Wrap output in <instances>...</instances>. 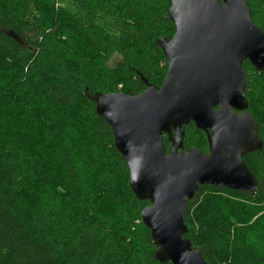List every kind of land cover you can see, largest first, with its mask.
Returning a JSON list of instances; mask_svg holds the SVG:
<instances>
[{"label":"trees","instance_id":"obj_1","mask_svg":"<svg viewBox=\"0 0 264 264\" xmlns=\"http://www.w3.org/2000/svg\"><path fill=\"white\" fill-rule=\"evenodd\" d=\"M246 1L264 31V0ZM170 6L171 0H0V112L17 117L0 122V264H172L155 258L141 218L150 202L133 193L112 128L92 99L163 85L168 64L157 40L176 32ZM114 52L120 59L109 66ZM243 68L248 111L263 141L244 161L259 187L251 195L205 184L189 201L185 236L210 264H264V252L242 227L254 225V237L264 236V71L248 60ZM7 100L31 113L18 115ZM183 131L184 149L209 150L193 122ZM163 140L168 151L167 134Z\"/></svg>","mask_w":264,"mask_h":264},{"label":"water","instance_id":"obj_2","mask_svg":"<svg viewBox=\"0 0 264 264\" xmlns=\"http://www.w3.org/2000/svg\"><path fill=\"white\" fill-rule=\"evenodd\" d=\"M168 15L176 32L157 40L168 64L163 85H148L137 95L96 93L92 99L112 128L133 193L150 202L141 218L156 260L210 264L185 236V211L205 184L258 191L244 156L261 150L263 141L248 111L243 63L264 71V31L246 0H171ZM6 33L23 43L15 31ZM191 122L206 133L208 152L184 149L183 127Z\"/></svg>","mask_w":264,"mask_h":264},{"label":"rangeland","instance_id":"obj_3","mask_svg":"<svg viewBox=\"0 0 264 264\" xmlns=\"http://www.w3.org/2000/svg\"><path fill=\"white\" fill-rule=\"evenodd\" d=\"M120 59V56L116 53V52H114L113 54H112V56H111V59L109 60V62H108V65L109 66H114L116 63H117V61ZM18 104H20L19 102H17V105ZM4 105H5V107L6 108H9V109H17L16 107H17V105L15 104V103H12L11 101H9V100H7V101H4ZM2 108H4V107H2ZM18 110V109H17ZM17 112V114L18 115H24L25 117L26 116H28V114L29 113H31V112H27V110H24L23 109V112H22V110H18V111H16ZM2 117H3V119H2ZM6 118V119H5ZM14 118H17L16 117V115L15 114H12L11 112H8V111H6V109H4V112L3 111H1L0 112V122L2 121L3 122V120H13ZM18 123H20V122H18ZM32 127H34V126H32ZM28 128V133L29 134H33L34 133V135L35 136H38V132H37V130H35L34 128ZM37 137H35V139H36ZM37 140V139H36ZM35 140V141H36ZM215 209L218 211V210H221L222 209V207H220L219 205L217 206V207H215ZM224 209V208H223ZM222 211V210H221ZM221 211H219V212H221ZM243 229H244V232H245V234H246V236H247V238H248V241L252 244V246L256 249V250H261V251H263L264 252V236L263 235H258V236H256V237H254L255 236V226L254 225H250V224H244L243 226ZM254 239H256V241L254 240Z\"/></svg>","mask_w":264,"mask_h":264},{"label":"flooded vegetation","instance_id":"obj_4","mask_svg":"<svg viewBox=\"0 0 264 264\" xmlns=\"http://www.w3.org/2000/svg\"><path fill=\"white\" fill-rule=\"evenodd\" d=\"M185 150H187V149H185ZM208 151H209V150H208ZM208 151H207V152H208Z\"/></svg>","mask_w":264,"mask_h":264}]
</instances>
